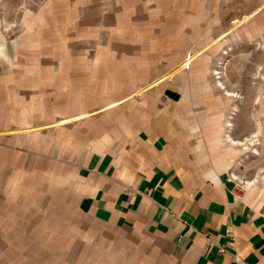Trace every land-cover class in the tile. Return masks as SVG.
<instances>
[{
	"label": "rangeland",
	"instance_id": "374dc122",
	"mask_svg": "<svg viewBox=\"0 0 264 264\" xmlns=\"http://www.w3.org/2000/svg\"><path fill=\"white\" fill-rule=\"evenodd\" d=\"M0 45V264H172L80 213L42 156L83 102L176 85L210 118L205 160L264 195V0H0Z\"/></svg>",
	"mask_w": 264,
	"mask_h": 264
},
{
	"label": "crops",
	"instance_id": "0c3cea01",
	"mask_svg": "<svg viewBox=\"0 0 264 264\" xmlns=\"http://www.w3.org/2000/svg\"><path fill=\"white\" fill-rule=\"evenodd\" d=\"M159 91L165 100L128 96L96 107L76 105L67 118L47 125L58 137L42 156L53 158L80 213L131 234L154 256L172 264H237L239 255L264 264V195L239 191L233 163L205 160L204 142L216 137L205 129L210 118L187 112L179 87ZM229 139L233 145L244 140Z\"/></svg>",
	"mask_w": 264,
	"mask_h": 264
},
{
	"label": "built area",
	"instance_id": "2783aa9c",
	"mask_svg": "<svg viewBox=\"0 0 264 264\" xmlns=\"http://www.w3.org/2000/svg\"><path fill=\"white\" fill-rule=\"evenodd\" d=\"M219 251L222 254L227 252L226 248H224L223 246H220ZM235 259H236L237 264H249L244 258H242L239 255H235Z\"/></svg>",
	"mask_w": 264,
	"mask_h": 264
},
{
	"label": "bare ground",
	"instance_id": "6f19581e",
	"mask_svg": "<svg viewBox=\"0 0 264 264\" xmlns=\"http://www.w3.org/2000/svg\"><path fill=\"white\" fill-rule=\"evenodd\" d=\"M64 122V121H63Z\"/></svg>",
	"mask_w": 264,
	"mask_h": 264
}]
</instances>
